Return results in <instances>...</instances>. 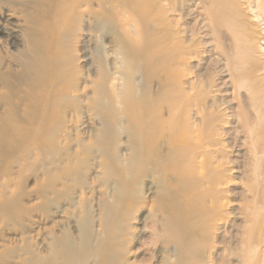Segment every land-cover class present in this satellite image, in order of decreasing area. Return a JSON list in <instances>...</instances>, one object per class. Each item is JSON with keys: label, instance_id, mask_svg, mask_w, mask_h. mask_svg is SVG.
I'll return each mask as SVG.
<instances>
[{"label": "bare ground", "instance_id": "bare-ground-1", "mask_svg": "<svg viewBox=\"0 0 264 264\" xmlns=\"http://www.w3.org/2000/svg\"><path fill=\"white\" fill-rule=\"evenodd\" d=\"M254 1L250 9L244 0H0V178L16 160L38 162L47 195L52 182L76 178L79 135L102 150L129 139L122 162L111 154L116 193L94 210V230L87 221L62 238L43 228L39 264H264V44L260 27L240 20L246 4L261 22L264 1ZM190 2L208 11L195 17L197 31L178 22ZM219 22L233 38L222 32L207 63L227 81L198 73ZM241 146L243 198L234 188L244 179L234 173ZM7 186L1 213L18 205ZM140 212L143 230L134 232Z\"/></svg>", "mask_w": 264, "mask_h": 264}, {"label": "rangeland", "instance_id": "rangeland-1", "mask_svg": "<svg viewBox=\"0 0 264 264\" xmlns=\"http://www.w3.org/2000/svg\"><path fill=\"white\" fill-rule=\"evenodd\" d=\"M262 1H264V0H262ZM246 2H249L250 6H251L250 9H253V6H255V1L254 0H251V1L244 0L243 4ZM196 5H197V8H196ZM243 8H244V12H242L243 16L240 17V20L241 21L246 20V18H244V16H249V18H250L249 20L254 22V24L256 26L254 31L257 32V30L259 29L258 27H260V29L258 30L260 32H257V33L260 34V36L258 38L260 39L259 42H260V46H261V44H264L263 43L264 42L263 41L264 40V34H263L264 30L261 29L262 26L264 27V17L260 18L262 20L260 23L257 24L254 20H252V13L250 11L246 10V4L243 5ZM189 10L191 11V14H190V16H188V18H187L188 20L186 19V21H185L186 23L183 26H182L181 22L178 21L177 17L173 16L176 14H172L170 16L171 21H173V22L178 21L179 26L181 25V29L183 27H187V28L192 27L194 29L198 28V25L194 24L197 21V19H195V17L199 15L201 19H205L206 16L204 14L208 11L205 9L204 5H202L198 2H194V3L190 2L189 3ZM217 18H218V16L215 15V19H217ZM219 21H220V19H219ZM219 24H220V27L219 26L214 27L215 30L213 29V32H210L211 36L209 38H207L208 40H210V46L207 49L208 50L210 49L211 52L209 55L206 53H204L205 55L204 54L201 55L202 62L200 61L201 63L199 62V64H198V65H200L199 66L200 72L198 70V73L202 74L203 76H205L207 78L210 76V74L212 72V74L214 75V77L216 79L222 78L223 80L224 79L226 80L227 77L225 75H227V74H223V76L220 77L221 75L220 76L217 75L218 72H217V70H215V66L213 65V63L208 64L209 60H210V56H212V58H215L216 55H218L217 49H219L220 44L222 42L221 41V39L223 38L222 32H224L228 36V39H230L229 37H231V35L229 33L230 32L229 28H228V30H226L220 22H219ZM243 29L247 30L246 27H244V28L240 27V29H237V31L235 30V32L240 33L241 31H243ZM196 31H197V29H196ZM199 32L200 31H198L197 34ZM231 38H233V37H231ZM194 39H195V41H198V42L200 40L202 42H205L204 41L205 37L202 38L199 35L195 36ZM236 40L238 41L239 39L237 38ZM262 46L261 47L264 48V45H262ZM200 49H202L203 52L206 51L203 48H200ZM261 54L264 55V52L260 53V55ZM261 57H262L261 60L264 61V56H261ZM109 58H111V57H109ZM195 62H193V64L197 65ZM204 71H205V73H203ZM212 74H211V76H212ZM79 84H81V83L79 82ZM228 84H229L228 87H222L221 88L222 93H224V95H225V96L223 95L224 98L225 97L227 98L229 93L232 90L233 84H230V83H228ZM83 121H84L83 118L79 117L78 124H77L78 132L79 131L80 132L86 131V130H84L85 126L81 125ZM92 125H91V127H92L91 131L93 130L92 132H94V130H96V133L101 131L100 121L98 120V118L97 119L94 118V123ZM119 126H116V128L117 127L119 128ZM122 128H124V127L122 126ZM98 129H100V130H98ZM119 132L123 133L122 130H120ZM127 137L128 136L126 133H124L122 135H118L116 137L117 148L113 147L110 143V146L107 145L102 150L98 146V144H96L98 142V140L91 141L89 143L85 139V136L83 137V136L79 135V142H80L79 147H80V149L78 148L79 149L78 152H79V156L81 155V157L78 158L79 164L77 165V172L75 174H73V176H76V178L71 177V179L68 182L63 181V183L59 184V185L62 184L61 186L56 185V183L52 182L48 192L52 193V194L56 193V192H53L54 189H56L57 195H51V194L49 195V193L46 195L45 190L43 191L44 183L41 180V177L39 174V163L38 162L31 164V165H30V163H33V161H31V162L27 161V162H30V163H28L29 165L26 164V161L23 162V161H17L16 160V162H12V164L8 168V171L6 172L7 173V179L4 180V179L0 178V188H1L2 184H7L8 188L4 192L5 198L6 199L12 198L14 200V202L18 201V205H16V206L11 205L10 209L8 208L9 212H8V210H6L5 212L3 211L2 213L0 212V264H39V258L43 256V254H44L43 252L45 249L43 243L44 244L46 243L45 242L46 241L45 236H47V234H46V231L43 229L45 227L50 228L51 234L54 233L52 235H56V236H60V237L68 235V233H71V231H75L77 233L79 226H80V223H85L87 221L89 222V224H91V226L88 225L89 228L90 229L92 228V230H94L93 229V227H94V221H93L94 218L93 217L95 215L94 210H96L97 206H102L104 203H106L109 198L110 199L108 200V202L112 201L111 195L113 196V193H116V191H114V189H116V179L111 173L112 172L111 167L112 166L114 167V164H115L111 161V159H113L112 153H114L116 155V157L118 159H120L118 161L122 162L124 154L127 153L125 151L128 149V147L123 143L125 140L129 141V139ZM113 138L115 139V136H113ZM240 142H238V143H240ZM75 144L73 142L71 147L75 146ZM237 148L238 147H236L235 149L239 151V154L240 153L243 154L242 155L243 159L239 157L238 160L240 162L238 161V165H236V167L238 166L239 169L235 170L234 173L242 174L244 176V179H242V181L240 183H238L236 185V187H234V188L237 191L242 193L241 198H243V196L247 197V190H246L247 186H248L247 177H249V175H248L249 169H248V167H246L247 166L245 163L246 157H244V152H245V150H247V146H241L238 149ZM94 149H95V151H94ZM111 149H112V151H111ZM230 156L231 157L234 156V159L236 158L235 155H230ZM120 162L118 164H120ZM241 163H242V165H241ZM107 166H109V167H107ZM71 180H73V181H71ZM58 188H60L61 190ZM80 191H84V196H80V198H79V192ZM0 195H1V189H0ZM242 203L244 206L246 205V201H244V202L242 201ZM72 204H74L75 208L72 207L73 206ZM60 209H64L63 218L57 219L55 217L56 215L54 212L56 210L59 211ZM10 210L13 212H11ZM49 212H51V213H49ZM49 214H50V216H49ZM143 214H144L143 212H140V213L134 215V220L131 223L134 232L143 230V226H144ZM47 216H49V218ZM46 217H47L48 223L46 222V224H44L43 220H45ZM84 217L87 220L83 219ZM41 219H42V221H41ZM51 219H53V220H51ZM69 220H70V222H69ZM55 222L59 225V227L57 226L58 229L57 228L54 229L53 223H55ZM68 222L70 224H68ZM60 226L62 229L60 228ZM64 226H65V228H64ZM121 226H122V223L120 224V227ZM41 227H42V229H40ZM67 228H68V230H67ZM36 229H37V231H36ZM58 230H61L60 233L58 232ZM30 232H31V234H30ZM33 234H34V236H32ZM48 237H49V235H48ZM36 261H38V263Z\"/></svg>", "mask_w": 264, "mask_h": 264}]
</instances>
